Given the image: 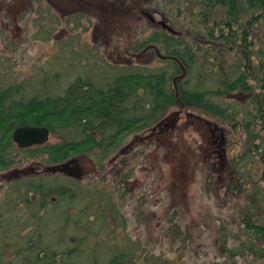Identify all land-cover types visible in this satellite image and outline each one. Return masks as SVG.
<instances>
[{
  "label": "rangeland",
  "instance_id": "rangeland-1",
  "mask_svg": "<svg viewBox=\"0 0 264 264\" xmlns=\"http://www.w3.org/2000/svg\"><path fill=\"white\" fill-rule=\"evenodd\" d=\"M235 1L239 22L258 13L247 0ZM226 12L227 7L203 0H0V91L19 86L13 96L28 98L44 87L62 90L79 76L101 87L105 75L161 71L167 72L166 86L173 90L182 80L180 66L158 56L156 49L169 56L158 49L161 44H146L157 32L182 39L195 54L198 69L203 66L213 74L212 83L217 82L220 66L232 68L240 49L228 51L229 45L208 35ZM252 21L254 53L249 57L254 73L263 59L260 52L264 55V19ZM213 45L218 47L211 50ZM111 64L120 69H111ZM45 78L51 81L44 83ZM254 86L259 88L257 82ZM233 96L244 110L250 107L248 93ZM176 100L178 105L154 123L123 134L104 160L95 153H76L61 162L69 164V175L67 169L36 174L34 181L41 176L53 187L65 181L73 192L65 201L54 194L43 212H37L47 213L50 226L43 241L57 254V264H88L94 258L107 264L115 255L129 264H264V257L233 258L227 250L243 244V218L264 226V208L252 204L249 196L252 181L264 187L260 151L241 163L244 178L239 180L230 159L243 150L245 129L237 125L233 130ZM254 130H261L260 125ZM56 141L50 136L47 142ZM21 157L25 161L27 156ZM36 158L40 168L41 157ZM28 165L26 159L22 167ZM241 182L243 192L238 190ZM11 189L0 185V264L18 263L10 241L22 226L15 222L29 226L22 234L35 224L28 217L32 212L13 204L19 193L12 196ZM69 249H74L71 256Z\"/></svg>",
  "mask_w": 264,
  "mask_h": 264
},
{
  "label": "trees",
  "instance_id": "trees-1",
  "mask_svg": "<svg viewBox=\"0 0 264 264\" xmlns=\"http://www.w3.org/2000/svg\"><path fill=\"white\" fill-rule=\"evenodd\" d=\"M203 1L206 4L212 2L213 5L227 7L225 20L221 24L214 23L208 35L229 45L228 51L234 50L235 47L240 48L235 51L238 54L232 68L220 66L221 73L216 74L219 76L217 82L212 83L210 77L213 74L206 71L203 66L198 69L195 54L190 52L189 46L184 45L182 39L167 37L163 32H157L151 34L146 44H161L158 49L176 57L186 69V76L178 82V97L175 96L174 89L170 90L166 86V71L146 74L122 72L111 78L105 75L101 87L79 76L62 90L58 88L50 90L44 87V90L41 88L28 98H25L23 93H19L17 97L13 96L12 91L19 90V86L2 90L0 91V169L12 165L9 154L16 152V148L11 135L19 126H44L49 130V136L57 139L56 142H46L40 146L23 149L21 153L27 157H41L44 163L57 165L73 154L82 152L98 154L99 158L104 160L123 134L140 131L148 124L154 123L169 107L178 105L177 98L184 105L195 107L220 122L228 123L233 130L237 125L245 129L247 140L243 142L244 148L230 159L232 170L239 180L244 178L241 170L244 165L241 163L250 162L254 151H260L264 173V55L259 51L263 59L254 69L256 73L260 71V76L252 72L249 57L254 53L251 50L252 42L249 41V30L252 28L250 22L258 18L264 19V0H247L249 7L258 8V13L253 12L251 17L243 22L238 21L236 8L238 5L235 0ZM162 44H165L164 48ZM216 46L213 45L211 50ZM169 62L178 66L173 60ZM103 64L107 65L105 62ZM119 66L111 64V69H120ZM191 74H194V77L190 86ZM42 81L45 83L51 79L45 78ZM256 82L259 88H255ZM43 86L46 85L40 83L39 87ZM258 89L260 92L257 91ZM139 90L142 94H139ZM236 92L249 94L250 107L247 106L244 110L242 105L235 102L233 95ZM144 96L147 98L145 101ZM131 97H134V100L129 105L127 102ZM233 104L239 105L241 109L238 106L234 107ZM239 113L241 118H238ZM258 125L261 130H254V126ZM95 132L99 133V137L94 134ZM126 176L124 174L122 178ZM40 177L36 181L22 182L21 188L11 190L12 196L15 195V191L19 193L13 204L21 205L27 212H32L28 217L35 223L33 226L30 225L32 229H27V232L22 234V230L28 225L23 220V223L15 222L22 226V229L17 230L15 240L10 241L16 245L14 255L17 256V264H57L54 259L57 254L52 249L45 248L46 243L43 241L45 232L50 226L45 222L47 213L38 215L37 212L39 214L43 212L47 201L53 198L54 194L58 195L61 201H65L70 200L73 192L65 181L53 187V182L51 184L43 182ZM251 186L250 202L252 204L255 202L264 208V187L259 188L256 181H252ZM238 190L244 191L242 182ZM33 194L31 200L30 196ZM242 222L247 236L241 246L227 249L228 254L233 258L239 254L253 255L254 258L264 257V243H261L263 245L261 247L258 242L259 239L264 242V226L253 224L254 222L248 221L247 218H243ZM1 233L6 232L3 230ZM242 251H246L245 254ZM73 252L74 249H69L66 254L71 256ZM67 262L69 264L75 261ZM88 264L98 263L94 258ZM107 264L129 263H124L115 255Z\"/></svg>",
  "mask_w": 264,
  "mask_h": 264
},
{
  "label": "flooded vegetation",
  "instance_id": "flooded-vegetation-1",
  "mask_svg": "<svg viewBox=\"0 0 264 264\" xmlns=\"http://www.w3.org/2000/svg\"><path fill=\"white\" fill-rule=\"evenodd\" d=\"M148 17L150 18V16H148ZM150 20L155 21L154 17L150 18ZM37 146H40V145H37ZM32 147H36V145L26 147V148H21L15 144L16 152H14L13 154H9L10 158H12V160L10 161V163L12 162V165L8 166L4 169H0V185H1L2 189L12 187L11 190H16L17 187L21 188L20 183H22V181L23 182L32 181L35 179V176H36V174L38 175V173L40 175H42V174L50 175L51 172H53V170L54 171H60V170L67 169V175L70 174V172L68 171L69 170V164H67V163L66 164L61 163L59 165V168H55L53 164H46L41 159L40 168H37V163H36L37 158L36 157H25V161H23V158L21 157V151L23 149H29ZM26 159L29 161V165L27 167H22V164L26 162ZM89 172H91V171H89ZM22 187H23V185H22ZM32 196H34V194L30 196L31 200L33 199ZM51 200H52V198H51Z\"/></svg>",
  "mask_w": 264,
  "mask_h": 264
},
{
  "label": "water",
  "instance_id": "water-1",
  "mask_svg": "<svg viewBox=\"0 0 264 264\" xmlns=\"http://www.w3.org/2000/svg\"><path fill=\"white\" fill-rule=\"evenodd\" d=\"M150 18H153V16H150ZM156 51L158 53V56H160L161 58L163 57V58L172 59L178 63L182 71L181 74L178 76V79H182L185 76L186 69L176 57H173V56L164 57L160 55L157 49ZM173 86L175 89V95L177 96L178 95L177 86L176 84H173ZM11 137H12L13 142L18 147L26 148V147H30L33 145L37 146V145L45 144L49 140V130L44 126L23 125V126H19L16 129H14ZM55 168H59V166Z\"/></svg>",
  "mask_w": 264,
  "mask_h": 264
}]
</instances>
